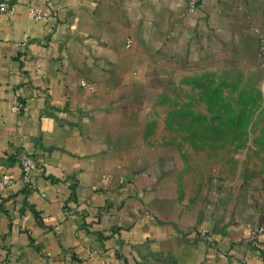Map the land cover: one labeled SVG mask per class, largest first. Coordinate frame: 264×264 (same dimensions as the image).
I'll return each instance as SVG.
<instances>
[{"label": "crops", "instance_id": "obj_1", "mask_svg": "<svg viewBox=\"0 0 264 264\" xmlns=\"http://www.w3.org/2000/svg\"><path fill=\"white\" fill-rule=\"evenodd\" d=\"M1 1L0 176L37 168L33 190H0V264H264L256 147L215 156L177 127L220 64L264 91V0Z\"/></svg>", "mask_w": 264, "mask_h": 264}, {"label": "rangeland", "instance_id": "obj_2", "mask_svg": "<svg viewBox=\"0 0 264 264\" xmlns=\"http://www.w3.org/2000/svg\"><path fill=\"white\" fill-rule=\"evenodd\" d=\"M212 77L207 85H199L197 90H186V101L177 105L180 108L177 112L186 115L196 109L200 116L197 120L190 117L177 120V127L194 132L187 135V141L192 140L199 147L213 145L218 150L213 153L215 156H222L221 148L226 143L230 144V150L235 151V157L238 146H255L245 153V163L247 166L255 163L264 169V91L258 88L261 74L252 69L222 67L220 64ZM206 112L212 115L211 119L206 120L201 115ZM204 154L197 155L200 158Z\"/></svg>", "mask_w": 264, "mask_h": 264}, {"label": "built area", "instance_id": "obj_3", "mask_svg": "<svg viewBox=\"0 0 264 264\" xmlns=\"http://www.w3.org/2000/svg\"><path fill=\"white\" fill-rule=\"evenodd\" d=\"M202 0H186L184 12H189L195 14ZM7 7L6 3L0 2V11L5 10ZM29 17L40 20L44 19V15L33 7H28ZM129 39H127L126 45L129 44ZM264 48V44L262 45ZM264 52V50H262ZM80 86L86 90H93L94 85L90 80L80 79ZM26 109V105L21 98L20 91L17 89L11 98L10 110L14 114L22 113ZM37 168V162L34 156L31 154H25L20 158V175L18 178L10 176L8 173H4L0 176V190L4 189L6 186L13 184L15 182H21L24 188L28 191L33 190L35 187L34 182V172ZM257 229H251V233H255ZM257 247L260 249L264 255V241L257 242ZM91 253V252H90ZM3 264H24L20 260H5Z\"/></svg>", "mask_w": 264, "mask_h": 264}]
</instances>
